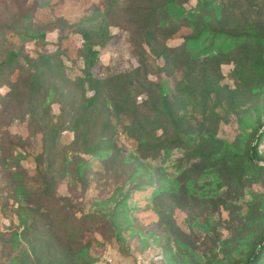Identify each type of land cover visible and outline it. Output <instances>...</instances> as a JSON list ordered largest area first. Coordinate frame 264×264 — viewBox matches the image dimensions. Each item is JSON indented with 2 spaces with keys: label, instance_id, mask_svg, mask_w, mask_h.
<instances>
[{
  "label": "rangeland",
  "instance_id": "1",
  "mask_svg": "<svg viewBox=\"0 0 264 264\" xmlns=\"http://www.w3.org/2000/svg\"><path fill=\"white\" fill-rule=\"evenodd\" d=\"M139 1L146 7L150 0H0V140L1 133L17 137L9 140L15 143V154L19 155L18 161L9 159L10 164L34 173L36 157L43 151V135H55L51 128L63 111L70 109L72 101L84 103L81 80L87 68L81 29L110 26L112 38L103 45L97 44L99 61L93 70L96 79L106 80L104 102H111L110 97H117L122 93L120 88L130 81L136 84L130 90L134 102L141 104L149 100V82L160 83L158 67L166 66V60L156 62L148 53L142 65L141 49L136 46V27L126 24ZM198 2L188 1L187 12L199 11ZM236 7L246 14L250 12L247 0H239ZM61 20L79 27L62 33ZM230 27L234 29L233 24ZM240 28L253 40L243 54L247 67L229 56L238 41L233 35L224 34L216 48H211L210 43L193 48L192 55L199 60L194 70L191 57L186 54L177 75H166V67L162 73L173 89V77L179 79L181 94L190 103L185 105L186 111H192L191 104L197 102L198 117L216 114V121H220L217 137L231 145L232 154L243 155V151L255 147L263 170L250 173L238 190L223 184L236 181L232 175L222 182L217 194H223L219 198L222 206L218 210L214 207L219 199L214 204L211 197L206 198L207 202L199 200L193 207L188 206L187 200L177 202L167 195L164 212H159L154 207V192L161 186L170 187L178 174L191 166L186 152L174 149L169 154L160 152L145 158L129 132L133 114L128 118L127 113L117 117L116 113L106 112L111 120L104 154L106 162L101 159L93 163V174H89L86 188L77 185V178L70 176L58 187V195L75 198V204L85 214L117 215L115 224L122 231L118 238L108 241V235L100 232L88 234L95 264L109 249L131 258L146 255L149 264H208L213 258V240L225 241L237 236L238 250L226 254L237 258L240 250L245 251L255 241L259 240V244L264 241V219L253 236L247 230L236 233L233 222L243 218L245 222L252 207H264V23H256L249 17L239 21ZM25 34L37 39L25 42ZM159 34L166 36L167 31L162 29ZM192 35V30L183 26L171 39L160 40L157 49L189 44ZM219 47L221 54H216ZM10 52L20 56L14 63L7 62ZM138 70H141L139 77ZM246 74H252V80ZM240 87H243L241 92ZM157 89L154 92L159 93ZM189 93L194 96L190 98ZM89 95L87 90L86 97ZM221 99L222 105L217 107L214 101ZM154 107L157 105H148L146 114H151ZM87 125L91 126L89 120ZM246 127L251 130L246 132ZM256 130H259L257 135ZM62 135L60 145H71L74 133L65 129ZM207 184V181L198 183ZM202 220L206 222L202 224ZM11 221L12 218L0 214L3 231L12 227ZM12 223L17 226L18 220L13 219ZM221 247L217 246L220 258ZM257 264H264V254Z\"/></svg>",
  "mask_w": 264,
  "mask_h": 264
},
{
  "label": "trees",
  "instance_id": "2",
  "mask_svg": "<svg viewBox=\"0 0 264 264\" xmlns=\"http://www.w3.org/2000/svg\"><path fill=\"white\" fill-rule=\"evenodd\" d=\"M188 1L190 0H150L146 7L142 5L143 2H138L140 5L126 24L136 27V46L141 49L142 54L139 55L142 58V65L143 57L148 56V53L156 62L164 59L166 66L163 67L168 70L166 75L171 77L175 73L178 74L182 57L188 54L194 70L199 60L192 55L193 48L204 43H210L211 48H216L224 34H229L238 41L231 52L229 51V56L232 55L237 62H242L240 66L247 67V60L243 54L250 48L249 42L253 40L249 33L239 29V21H246L251 17L256 23L263 24L264 0H247L250 6L248 14L236 7L239 0H198L200 10L189 13L185 7ZM186 13L188 17H185ZM231 24L234 29L230 27ZM183 26H187L193 32L189 44L180 47L165 45L163 49H157L160 40L171 39ZM60 27L63 33L68 28L79 26L61 20ZM162 29L167 31L166 36L159 34ZM79 32L84 40L83 53L87 68L84 79L81 80L85 100L82 105L74 100L69 105L70 109L63 111L62 116L57 118V124H53L51 128V132H55L53 137L43 135V151L36 157L34 173L8 162L9 159L16 161L19 159V155L15 154L17 152L14 149L15 143L9 140L17 137L1 133L0 214L12 218V227L5 231L0 228V264H95L91 252L92 240L88 234L100 232L108 235V241L121 235L122 231L118 229L120 227L115 224L116 214L112 216L85 214L75 204V198L58 195V187L66 177L70 176L74 180L77 178V185L82 184L83 188H86L88 176L93 174V163L101 159L102 162H106L104 154L109 144L111 122L106 112L116 113L117 117L127 113L128 118L133 114L129 132L138 143V151L145 158L158 155L160 152L169 154L174 149L186 152L191 166L180 172L170 187L161 186L154 192V207L159 212H164L166 207L164 199L167 195L174 197L177 202L187 200L188 206L193 207L198 205L199 200L207 202L206 198L209 197L214 204L223 196L221 193L217 195L223 184L238 190L250 173L263 170L258 164L259 156L255 147H251L247 152L243 151V155H235L231 152V145L217 137L220 121H216V114L198 117L197 102L191 104L192 111H186L185 105L190 103L181 94L179 79L173 77L175 84L173 89L162 73L165 71L163 67H158L157 77L160 83L149 82L147 92L149 100L136 104L130 91L136 84L130 81L120 88L122 93L117 97H110L111 102H104L106 80L96 79L93 70L99 61L97 44L103 45L112 38L110 26L98 25L81 29ZM23 38L25 42L37 39L29 34H25ZM215 52L221 54L220 47ZM19 57L17 53L10 52L7 62L14 63ZM140 73L141 70H138L136 76L139 77ZM246 75L247 79L252 80V74ZM85 84L90 93L88 97ZM154 89L159 90V93L154 92ZM241 89L243 90V87H240V92ZM188 95L191 98L194 93ZM207 96L205 95L206 99ZM214 102L219 107L223 101L221 99ZM151 103L157 107L150 110L151 114H146ZM88 120L91 123L90 127L87 125ZM214 122L215 125H212ZM65 129L75 136L69 146L60 145ZM249 130L251 127H246V132ZM259 130H256V135ZM230 175L236 178V181L222 184ZM202 181L209 184L198 185ZM220 202L219 199L214 207L217 210L222 206ZM13 219L18 220L17 226L13 225ZM243 219H233L236 233L247 230L250 232L248 234L253 236L257 232L259 222L264 219V207L262 205L252 207L247 214V223L242 222ZM205 220L201 223L206 222ZM207 226L212 230L210 224L207 223ZM237 241V236L225 241L213 240V258L207 261L208 264L259 263L264 254V245L258 253L256 252L262 244H259V240L247 246L245 251L240 250L239 258L233 254L226 255L238 250ZM218 245L222 246V258L221 252H217ZM195 250H198V247H195Z\"/></svg>",
  "mask_w": 264,
  "mask_h": 264
},
{
  "label": "built area",
  "instance_id": "3",
  "mask_svg": "<svg viewBox=\"0 0 264 264\" xmlns=\"http://www.w3.org/2000/svg\"><path fill=\"white\" fill-rule=\"evenodd\" d=\"M98 264H149L146 255L138 254L134 258L126 257L118 251L111 249L102 256Z\"/></svg>",
  "mask_w": 264,
  "mask_h": 264
},
{
  "label": "water",
  "instance_id": "4",
  "mask_svg": "<svg viewBox=\"0 0 264 264\" xmlns=\"http://www.w3.org/2000/svg\"><path fill=\"white\" fill-rule=\"evenodd\" d=\"M264 245V241L262 242L261 246L259 247V249L257 250V253L259 252V250L261 249V247ZM256 253V254H257ZM253 261V260H252Z\"/></svg>",
  "mask_w": 264,
  "mask_h": 264
}]
</instances>
